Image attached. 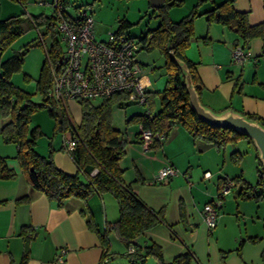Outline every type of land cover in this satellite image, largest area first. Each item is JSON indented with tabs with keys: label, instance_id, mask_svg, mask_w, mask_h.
I'll return each instance as SVG.
<instances>
[{
	"label": "crops",
	"instance_id": "1",
	"mask_svg": "<svg viewBox=\"0 0 264 264\" xmlns=\"http://www.w3.org/2000/svg\"><path fill=\"white\" fill-rule=\"evenodd\" d=\"M178 1L179 4L168 9L172 21L180 20L192 10L197 12L193 21V35L185 55L196 64L203 85L201 102L215 111L230 106L264 117L262 40L253 37L244 45L249 57L242 65H238L231 60V51L235 42L241 44L242 41L228 25L209 18V11L213 9L216 12L226 0ZM228 2L233 9L246 13L249 24L264 21V0ZM26 3L0 0V19L22 13L21 17L26 15L29 19L31 14L25 11ZM122 3L121 6L127 4V7L124 11L123 7L117 8V22L125 18L133 23L130 13L131 8L135 7L140 19L149 15L145 24L144 19L140 20L145 26L140 35L146 29L157 26L159 21L150 0H125ZM128 32L129 29L125 33L133 37ZM142 50L138 49L135 53V59L142 68L141 81L147 90L161 91L167 79L163 67L164 57L159 52L161 58L157 59ZM227 74L230 77H226ZM239 76L242 83L240 89L234 85ZM66 105L70 114H74L73 122L79 124V102L71 99ZM143 110L138 104L131 105L124 108L122 116L118 110L112 109V124L127 141L125 155L119 161L123 182L129 184L149 208L164 210V222L146 229L137 241L142 245L147 241L157 244L165 263L181 253L191 251L195 259L190 264H264V197L254 200L240 196L243 186L256 182L248 179L244 150L236 142L218 149L213 143L193 138L180 125L171 128L164 142H155L145 149L137 138L139 125L127 122L132 115ZM49 119H45L44 123H33L31 118V123L41 128L45 138V144L38 139L35 148L40 154L46 155L50 143L56 166L73 174L77 171L76 164L62 147V135L53 133V119ZM8 120V117L1 118L0 125ZM16 149V144L5 143L0 138V155L8 157V166L17 173L13 179H0V264L18 263L26 250L28 258L25 264H98L105 251L109 257L102 264H129L125 256L112 255L126 251L114 232L108 234L107 249L100 239L107 223L118 217V204L113 194L109 191H93L85 199L71 197L62 206H56L43 192L25 180L18 162L13 158ZM236 151L241 155H233ZM168 165L176 167L178 174L164 182L153 181L154 174ZM204 172H209V176L205 177ZM224 179L234 180L231 188L233 194L228 197L230 190L224 197L216 225L209 230L203 221L202 208L215 198ZM253 236L259 237V240L251 242L247 239ZM61 248H64L65 253L58 260ZM141 264H156V261L148 256Z\"/></svg>",
	"mask_w": 264,
	"mask_h": 264
},
{
	"label": "trees",
	"instance_id": "2",
	"mask_svg": "<svg viewBox=\"0 0 264 264\" xmlns=\"http://www.w3.org/2000/svg\"><path fill=\"white\" fill-rule=\"evenodd\" d=\"M17 1L22 4L27 2V0ZM61 1L69 8L67 0ZM179 3L178 0H165L158 7L152 8L159 22L156 27L146 29L136 40L139 43L138 49L146 51L156 49L164 57L163 67L167 77L165 86L161 91L146 89V105L127 100L123 93L104 98L82 99L78 101L81 106V120L79 124H75L67 105L47 96L51 88L49 63L56 64L64 57V50L56 29L57 17L51 10L48 13L30 15L29 18L32 25L38 28L42 40L44 35H48L51 40L50 47L46 50V59L36 79L35 91L41 95L40 102L33 101L30 92L14 85L10 79L13 72L21 68L26 49L0 61V115L2 118H9L6 123L0 125V138L5 143L16 144L17 149L13 158L18 162L25 180L33 188L43 192L56 206H62L71 197L85 199L93 191L111 192L118 204V217L115 221L107 223L100 239L107 249L108 234L114 232L126 251L112 255L125 256L129 264H141L148 256H152L156 264H190L195 256L191 251H186L175 256L169 263H165L161 248L157 244L147 241L145 245H142L137 241L146 229L164 222V210L161 208L155 211L149 208L131 190L130 185L122 180L119 161L125 155L127 141L122 132L112 124L114 106L126 107L134 103L142 106L143 112L132 115L127 122L132 121L165 135H168L174 125H180L193 138L213 143L218 149L242 139L252 145L246 135L232 128L211 126L201 120L191 108L188 93L183 84V76L177 64L170 59L169 50L186 63L193 85L200 97L203 85L197 74L196 64L185 55L193 35V21L197 12L192 10L180 20L172 21L168 16V9ZM68 8H65L63 12L71 16L72 13L68 11ZM217 9L216 12L213 9L209 11L211 12L209 18L212 17L228 25L237 34L242 43L235 42L234 46L241 45L244 48V45L253 37H259L264 43V21L254 25L249 24L246 13L233 9L228 0ZM22 14L0 19V55L15 35L20 33L19 20H22ZM131 25L132 23L127 19L120 18L118 28L114 32L125 33ZM170 45L171 48H169ZM226 77L230 75L227 74ZM234 85H238L240 89L242 85L240 76L235 79ZM41 108H45L49 117L53 119V133H59L63 138L73 140V146L67 152L76 164L75 173H67L56 166L52 159L53 148L50 143H48L46 155L36 150V142L44 134L37 124L31 123V118L33 113ZM241 112L264 124V117ZM62 147L64 148L63 145ZM233 155L240 156L241 153L236 151ZM254 157L258 164L257 180L253 185L243 186L240 196L259 200L264 197V167L259 162L256 151ZM7 159L8 157L0 155V179H13L17 176L16 171L8 166ZM94 169L96 173L92 175L91 171ZM90 227H92L91 224ZM26 229H23V232ZM247 239L255 242L259 240V237L253 236ZM129 246L133 247V251H128ZM107 256L108 253L105 251L98 264H102ZM27 258L26 250L18 263L10 264H25Z\"/></svg>",
	"mask_w": 264,
	"mask_h": 264
},
{
	"label": "built area",
	"instance_id": "3",
	"mask_svg": "<svg viewBox=\"0 0 264 264\" xmlns=\"http://www.w3.org/2000/svg\"><path fill=\"white\" fill-rule=\"evenodd\" d=\"M39 5H48L57 17L56 29L61 43L64 45V57L56 64L49 63L51 88L47 96L59 103L68 100L79 101L89 98H104L123 93L127 100L146 105V87L141 81V65L135 59L139 43L125 33L108 32L105 39H97L94 33V22L88 5L74 8L69 16L63 12L68 8L61 0H37ZM41 38V35L39 33ZM249 57V52L241 45L231 51V60L242 65ZM137 138L147 149L153 143H162L167 135L139 125ZM62 145L68 151L73 146L72 139L62 137ZM96 169L91 171L95 174ZM178 174L172 165L160 168L153 176V181L164 182ZM208 177L209 172H204ZM234 185L231 179H224L215 198L206 202L202 208L203 221L212 230L219 215L223 198ZM128 251H133L129 246ZM65 253L61 248L58 260Z\"/></svg>",
	"mask_w": 264,
	"mask_h": 264
},
{
	"label": "rangeland",
	"instance_id": "4",
	"mask_svg": "<svg viewBox=\"0 0 264 264\" xmlns=\"http://www.w3.org/2000/svg\"><path fill=\"white\" fill-rule=\"evenodd\" d=\"M37 0H27L25 11L28 14L36 15L41 12H50V7L46 5H39L35 3ZM46 1V0H44ZM125 0H67L69 6V11H74V7L81 5H88L91 10V14L93 17L94 27H95V37L97 39H105L108 32L115 31L118 28L117 18L115 17V13L118 7H123L122 11L126 10L127 4H124ZM120 4V5H119ZM26 16V15H25ZM24 15L21 17L22 20H19V25L21 27V31L19 34L15 35L10 44L4 49V51L0 55V61L9 57L15 53H21L24 51L23 62L21 68L11 75V82L23 89L24 91L30 92L31 98L35 102L41 101L40 93L35 91L36 79L39 76L41 66L46 59V50L50 47L51 40L48 35H44L43 40L39 36L38 28H35L34 25L30 22V20ZM130 17L134 19L131 26H129V34L134 37L135 40H138V36L140 35V31L145 28L143 24L149 19V15L144 16V18L137 17L136 8H131ZM144 22L142 24V21ZM140 20H142L140 22ZM148 24V22H147ZM127 29V30H128ZM61 47L64 50L65 47L61 43ZM140 50V49H139ZM144 51L145 54H150L151 56L156 57L157 59L161 58V54L157 50L153 51ZM153 52V53H152ZM137 53V52H136ZM1 71V68H0ZM137 105V104H131ZM128 105V106H131ZM126 106V107H128ZM139 106V105H138ZM126 107H118L114 106L118 113L120 112L123 116V110ZM72 118L74 114L71 112ZM0 115V119H1ZM121 118V116H120ZM45 119H49V115L45 108L38 109L32 115V122L37 123L38 121H42L44 123ZM44 136V135H43ZM41 137L39 139L42 144H45V138ZM239 145L241 150H244V166L246 167V173L248 175V179L251 182H255L257 179V161L254 157L255 149L252 145L247 143L246 140L242 139L236 142ZM232 189L229 194V198L232 196ZM246 219V217H245ZM250 221V220H249ZM246 222H248L246 220ZM242 227L244 226L241 223ZM114 241H118V239L114 238ZM123 248V246H122Z\"/></svg>",
	"mask_w": 264,
	"mask_h": 264
},
{
	"label": "water",
	"instance_id": "5",
	"mask_svg": "<svg viewBox=\"0 0 264 264\" xmlns=\"http://www.w3.org/2000/svg\"><path fill=\"white\" fill-rule=\"evenodd\" d=\"M165 0H150L152 7H158ZM171 48V45L169 46ZM169 57L173 60L181 71L183 76V84L188 93L191 108L197 116L207 124L215 127H228L235 131L246 135L258 157L262 167H264V124L259 120L251 119L241 111L235 110L232 107L215 111L203 104L193 85L191 75L186 63L174 56L173 51L169 50Z\"/></svg>",
	"mask_w": 264,
	"mask_h": 264
}]
</instances>
